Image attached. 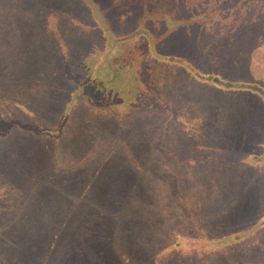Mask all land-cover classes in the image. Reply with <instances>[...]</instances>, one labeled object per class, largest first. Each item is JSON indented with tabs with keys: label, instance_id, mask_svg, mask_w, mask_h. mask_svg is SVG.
<instances>
[{
	"label": "rangeland",
	"instance_id": "rangeland-1",
	"mask_svg": "<svg viewBox=\"0 0 264 264\" xmlns=\"http://www.w3.org/2000/svg\"><path fill=\"white\" fill-rule=\"evenodd\" d=\"M64 191L139 198L162 264H264V0H0V264Z\"/></svg>",
	"mask_w": 264,
	"mask_h": 264
},
{
	"label": "trees",
	"instance_id": "trees-1",
	"mask_svg": "<svg viewBox=\"0 0 264 264\" xmlns=\"http://www.w3.org/2000/svg\"><path fill=\"white\" fill-rule=\"evenodd\" d=\"M91 84L93 83L89 82L85 87L91 88L92 92L98 94L96 96H101V92L97 90L101 87L95 88ZM78 91L81 93L83 90L80 88ZM118 103V106L125 107V104ZM64 192L53 196L49 193H37V203L34 202L37 204L36 213L41 210L37 226L43 233L48 232L43 234L45 241L38 242L47 252L45 251L42 257L35 249L39 264H65V260L66 264H90V257L97 259L100 264H162L160 261L162 258H172L170 255L177 253L182 246L189 248L188 238L183 244L175 241V238L163 237L160 229L163 226L162 221L156 224L154 229L150 226V231L146 229L144 233L142 219L150 217L147 215L149 211H144L142 215L127 213L139 198L133 199L134 201L128 197L115 200L119 207L110 210L109 205L112 204L113 196L106 194L102 196L105 208H102L103 212L98 216L96 214L98 201L91 197L90 192L82 194ZM102 193L104 195L105 191ZM23 203L25 208L33 206L31 197L28 199L26 197ZM27 212L28 210H20V218H26ZM149 214L153 216L152 213ZM97 217L99 222L93 224ZM59 218H62L61 221L56 222ZM45 224L49 225V229L44 228ZM83 245L89 252L81 253L79 247ZM51 246H57V251H51Z\"/></svg>",
	"mask_w": 264,
	"mask_h": 264
}]
</instances>
